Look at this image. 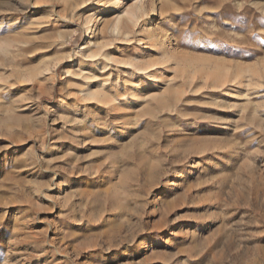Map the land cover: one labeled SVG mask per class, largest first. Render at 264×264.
<instances>
[{"label":"rangeland","instance_id":"rangeland-1","mask_svg":"<svg viewBox=\"0 0 264 264\" xmlns=\"http://www.w3.org/2000/svg\"><path fill=\"white\" fill-rule=\"evenodd\" d=\"M0 264H264V0H0Z\"/></svg>","mask_w":264,"mask_h":264},{"label":"bare ground","instance_id":"bare-ground-1","mask_svg":"<svg viewBox=\"0 0 264 264\" xmlns=\"http://www.w3.org/2000/svg\"><path fill=\"white\" fill-rule=\"evenodd\" d=\"M125 12H126V14H128V20L132 24L135 23L136 21H138V19H139L138 18L139 8L137 5H135V6L133 5L129 8H127L125 10ZM141 15H143V13H141ZM121 34L123 35V32H121ZM126 34L127 33L124 32V35L122 37H123V39L127 40V38H125ZM157 39H158L157 35L150 37V44L151 45L156 44ZM137 40L143 42L142 38H140V37H138ZM160 41H161L160 42L161 46L164 47V37ZM151 47H153V46H151ZM101 49L102 48L97 47L96 49L89 50L87 52V54H85L84 59H89L90 61H92L93 66L89 67V65H88L87 69L81 68V66H80V68H79V69H81L80 73L79 74L77 73V74L79 75L78 80L80 78L81 82L80 83H79V81L77 82L78 86L75 84L76 87L78 88V91L74 95L75 98L77 99L78 103L81 106H86V104H87L86 101L87 100L90 101V98L94 99L95 102H99L97 104H100L101 102H103L105 105H107V107H113L115 109L120 107V104L130 105V103H128L129 100H123V101L121 100L122 94L120 95L121 92H119L118 87L120 86V84L118 82H116L117 78H114L112 76L109 77L110 72H108V75L106 77L105 76L101 77V76L97 75L96 72H94L96 70L95 66H99L101 69L106 67L105 65H101V61L99 60L100 54H102L101 52L103 51ZM106 56L109 57V54L105 55V57ZM112 61H114V60H112ZM134 62H133L134 67L138 70H141L144 73L146 84L150 85L151 80L157 79L158 73L156 74L155 70H151L152 69L151 68L152 67L151 62H149L148 60H145V62H141V63H139V62L134 63ZM91 65H92V63H91ZM112 67H114V66H112ZM97 70H100V69H97ZM77 71H78V69H77ZM116 77H119V76H116ZM93 86H95V87L93 88ZM122 86H124L123 83H122ZM132 92H133V90L129 89V92L126 93L127 95L125 97H129L131 99L134 98V94ZM123 95H125V94H123ZM140 97H144V95H139L138 98H140Z\"/></svg>","mask_w":264,"mask_h":264}]
</instances>
